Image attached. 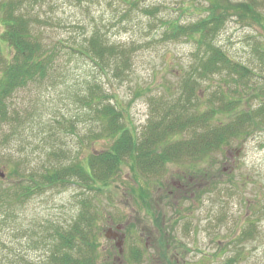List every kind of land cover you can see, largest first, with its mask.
<instances>
[{
    "label": "rangeland",
    "instance_id": "374dc122",
    "mask_svg": "<svg viewBox=\"0 0 264 264\" xmlns=\"http://www.w3.org/2000/svg\"><path fill=\"white\" fill-rule=\"evenodd\" d=\"M127 2L44 0L33 7L34 17L47 22L40 25V31L50 44L62 41L65 45H84L99 28L110 44L141 48L134 54L131 70L120 79L103 74L88 58L67 57L52 78L11 99L15 129L8 127L1 134L2 138L7 135L12 139L0 156V185L4 189L12 185L11 180L18 179L12 175L16 167L22 175L44 171L52 150L77 156L107 148L103 140H94L93 144L86 141L87 135L100 131L94 113H89L81 100L88 94L89 85L97 83L114 95L139 129L147 123L150 98L170 101L178 97L181 82L192 64L194 47L187 41L164 43L162 26L178 18L188 24L206 17L209 1L140 0L136 7ZM231 2H255L264 14V0ZM148 7L158 8L157 13L144 14L142 10ZM262 25L231 16L218 38V44L236 62L254 71L256 77L251 85L260 83L259 87L264 83L258 80L264 77V55L259 58L253 49L260 43L264 48V22ZM219 83V78L208 80L198 89L203 102H207L212 90L218 91ZM243 94L246 102L254 99ZM250 104L258 106L257 100ZM215 157L207 179L197 182L195 196L191 188L170 181L182 174L187 165L170 167L162 178L166 187L158 186L157 191L155 180L142 176L141 183L149 182L151 187L152 204L147 200L150 210L137 191L132 193V189H137L136 177L128 166L124 167L111 184V193L100 196L97 204L107 218L98 217L99 264H138L129 260L132 246L142 251L140 264H228L231 259L236 264H264V132L242 145L233 143ZM80 194V188L69 186L48 191L23 206H0V264H46L54 251L56 231L67 228L78 215ZM254 211L261 212L256 216L253 236L240 242L239 235ZM159 219L166 238L156 229L155 220ZM164 239L166 249L161 246ZM117 244H121L119 248Z\"/></svg>",
    "mask_w": 264,
    "mask_h": 264
},
{
    "label": "trees",
    "instance_id": "16d2710c",
    "mask_svg": "<svg viewBox=\"0 0 264 264\" xmlns=\"http://www.w3.org/2000/svg\"><path fill=\"white\" fill-rule=\"evenodd\" d=\"M43 1L0 0V156L5 151L3 147L12 140L7 135L2 138L1 134L8 127L15 129L16 117L12 116L10 102L17 93L52 78L63 60L73 56L88 58L103 74H113L120 79L131 70L134 54L141 48L110 44L99 28L93 31L84 45L77 42L65 45L62 41L50 44L40 31V25L47 22L34 17L31 12ZM79 1L88 3L91 0ZM127 1V5L134 7L140 2ZM208 1L206 17L188 24L178 18L162 26L161 40L164 43L187 41L194 47L191 67L186 71L180 93L172 99L173 102L150 98L147 123L139 129L114 95L106 93L97 83L89 85L88 94L81 100L88 106L89 113H94L100 131L87 135L86 141L93 144L94 140H103L107 148L77 156L52 150L48 153L49 166L44 171L22 175L16 167L12 175L18 179L11 180L12 185L8 189L0 185V206H23L48 191H60L69 186L80 188L78 215L67 228L56 231L54 251L46 264H99L98 236H101V229L98 217L106 218V214L97 204L100 196L111 193L108 190L124 167L128 166L136 177L137 189H132V193L137 191L146 205L147 200L152 204L151 187L149 182L142 184L140 178H153L157 191L158 186L166 187L162 178L173 166L187 165L182 174L170 181L183 188H191L195 196L198 193L197 182L207 179L210 163L216 160L217 154L222 155L235 142L242 145L257 133L264 132V83H261L263 87H259L260 83L251 85L256 77L254 71L236 62L218 44V38L231 16L262 27L264 14L259 12L255 2ZM142 11L154 16L158 8L148 7ZM260 44L254 47L253 52L262 58L264 48ZM217 78L222 81L218 91L213 93L212 90L207 102H203L198 89L208 80ZM258 80L264 82V77H258ZM243 92L254 98L250 102L257 100L258 106L246 102ZM150 206L148 204L149 210ZM259 212L251 214L247 227L239 235L240 242L253 236ZM153 215L149 216L154 218ZM155 221L157 231L163 236L161 219ZM161 246L166 249L165 239ZM141 252L139 247L132 246L129 260L140 264L143 259ZM236 263L231 259L228 264Z\"/></svg>",
    "mask_w": 264,
    "mask_h": 264
},
{
    "label": "water",
    "instance_id": "95a60500",
    "mask_svg": "<svg viewBox=\"0 0 264 264\" xmlns=\"http://www.w3.org/2000/svg\"><path fill=\"white\" fill-rule=\"evenodd\" d=\"M109 237V236H108Z\"/></svg>",
    "mask_w": 264,
    "mask_h": 264
}]
</instances>
